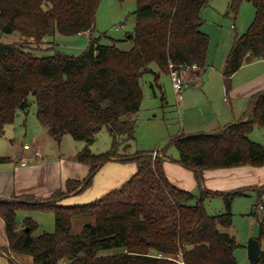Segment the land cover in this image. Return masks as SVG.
Listing matches in <instances>:
<instances>
[{"label":"trees","instance_id":"obj_1","mask_svg":"<svg viewBox=\"0 0 264 264\" xmlns=\"http://www.w3.org/2000/svg\"><path fill=\"white\" fill-rule=\"evenodd\" d=\"M209 1L136 0L130 49L92 38L82 53L72 55L56 48L55 37L91 33L101 0H0V32L19 37L11 43L0 40V135L18 110L28 111L33 96L39 122L55 139L69 133L90 144L104 128L113 138L106 152L95 154L88 147L78 152V161L90 172L77 192L109 161L131 160L137 167L122 185L86 204L58 203L81 186L76 179L67 181L66 191L37 200L38 208L53 211L54 232L33 235L38 226L33 221H27V232L16 220L22 202L0 200L9 243L0 246V253L30 256L33 264H238L234 251L239 243L227 231L232 213L209 214L204 198L221 195L230 208L231 199L246 191L214 192L202 183L206 170L264 166V146L249 137L256 126L264 129V90L255 96L246 119L213 132L178 135L156 150L169 158L168 147L176 146L177 162L194 173L202 188L195 204L192 191L168 179L164 160L153 156L154 150L119 153L134 138V115L143 100L141 78L152 73L158 82L163 71L206 66L209 36L201 26ZM248 1L255 17L233 39L223 71L228 84L244 63L264 59V0ZM9 161L0 155V164ZM77 216L92 222L73 234ZM254 264H264V251Z\"/></svg>","mask_w":264,"mask_h":264},{"label":"rangeland","instance_id":"obj_2","mask_svg":"<svg viewBox=\"0 0 264 264\" xmlns=\"http://www.w3.org/2000/svg\"><path fill=\"white\" fill-rule=\"evenodd\" d=\"M136 6V0H101L96 13L94 30L91 33L71 37L57 35L55 37L56 48L67 54L79 55L86 49L92 38H98L101 44H112L113 41H116L120 49H130L133 46V42L128 39V36L133 32L136 23L134 14ZM255 12V6L248 0L209 1L208 5L202 10L204 22L201 26V30L209 36L208 66L206 71L200 76L205 85L186 87L183 90L182 98L184 99L180 103V98L173 87L170 73L161 72L158 82L152 73L145 74L141 78L143 93L141 108L134 115L137 121L134 138L130 140L128 149L124 151L121 147L119 153L135 154L138 151L154 150L153 156L154 154L159 155V151L156 150H162L165 144L178 135L209 131L214 127H223L224 123L231 120L228 119L222 123H217V119H223L220 116L222 106L230 104V102H225L224 98H228L231 102L235 101L227 93V82H225L226 79L222 74L223 65L231 49L234 37L246 32L254 20ZM233 24H235V28H232ZM16 36V34H3L0 32V40L3 42L12 41ZM48 39L54 40L52 37ZM152 68L155 71L159 70L157 64H152ZM182 74L184 76V73ZM237 78V80H241L240 76ZM230 87L236 89L237 85H233L232 82ZM209 99L213 104L209 103ZM235 99L238 101V97H235ZM30 102L31 105L28 111L18 110L14 121L8 124L4 133L0 135V155H11L13 158H17L21 152L27 151L24 149L25 144L32 146L35 140L38 141L40 146L42 143L44 144L42 148L43 157L36 162L50 163L44 174L48 177L49 182L42 187L38 186L39 188H36V196L29 195V198L24 196L19 200H13V202H22L16 211L18 225L28 228L30 226H28L27 221H33L38 225L33 231V235H39L55 231L53 211L37 207L38 203H40L37 200L47 199L43 198L45 197L43 194L50 189H46L45 185L53 188L61 183L62 177L64 180L74 178L83 183L90 169L87 164L78 161V152L85 147H88L95 154L106 152L112 147L113 138L107 128H104L90 144L83 140L75 139L69 133L57 140L39 122L35 97L31 96ZM249 137L264 146L263 128L256 126L249 134ZM178 153L175 145L168 147L167 155L169 158L165 162L168 170L167 176L174 185L192 191L195 197L191 204H195L202 195V188L194 173L177 162ZM111 165L114 166V172L118 174L120 172L123 173L122 171L127 167H136V163L131 160H112L108 162L106 167ZM239 167L241 166L231 167L230 173L225 170L208 174L211 170H206L204 181L206 187L214 192L231 193L237 190H245V194L235 195L231 199L230 208L227 206L228 201L221 195L205 196L204 205L207 212L212 215L228 211L232 213L233 223L227 228V231L235 236L239 243L234 251L235 257L238 264H251L248 255V242L252 238L258 239L262 236L261 224H264V185L258 186L254 184H258L260 179H264V174L261 176L258 173V167L260 166L245 165L241 169L242 171H234ZM245 168L251 171L243 170ZM41 171H43L42 168ZM41 176L42 173H39L36 169L32 171V177H28L27 180L31 183L36 179V182H38ZM98 176H94L89 186L77 192V195H80V198H76L80 201L77 204L89 203L103 194L100 192L103 185H99L103 180L100 181L101 177ZM95 177L98 179L93 187ZM68 180L65 181L66 184ZM262 181L264 182V180ZM82 183L81 186L76 187L81 189L84 185ZM245 187L253 189L247 190ZM98 188L99 190L97 191ZM66 190L65 185L63 191ZM258 192L263 193L262 198H259ZM66 194L68 193L65 192L64 195ZM89 222H92L90 218L74 217L71 233H79L83 226ZM260 245L261 250L264 251L263 237L260 240ZM3 257H0V259L4 262L9 261L6 254ZM15 258L20 263H25L18 254L15 255ZM26 258L31 259L30 256ZM9 263L11 264L10 261Z\"/></svg>","mask_w":264,"mask_h":264},{"label":"crops","instance_id":"obj_3","mask_svg":"<svg viewBox=\"0 0 264 264\" xmlns=\"http://www.w3.org/2000/svg\"><path fill=\"white\" fill-rule=\"evenodd\" d=\"M232 28H235V24L232 25ZM19 37L16 36L12 41H9L8 43L18 41ZM5 42V41H4ZM233 42V41H232ZM226 65V60L223 65V70L225 69ZM208 66V58H207V64L204 68H191L187 71L184 72V81L182 84V90L178 94V97L180 98V103L183 101L184 98L183 96V90L187 87L190 88L191 86H203L205 85L204 81L200 76L206 71ZM223 74V73H222ZM224 76V75H223ZM241 77V80H237V77ZM226 82V80H225ZM236 84L237 88L235 89L234 87H230L232 85ZM239 90V91H238ZM264 90V59H259V60H254L251 62L244 63L232 76L230 84L227 83V93L231 95L232 100H235L234 102H231L228 98H224L225 102H230V104H225L222 106L221 110V115L223 119L218 120L217 123L226 121L228 119H231L230 121H227V123H224L225 125L241 120V119H246L248 116L249 111L251 110L253 106V101L255 96ZM235 97H238V101H236ZM209 103L213 104V102H210V99L208 100ZM234 104V105H233ZM225 118V119H224ZM224 125V126H225ZM223 126V127H224ZM219 128H222L221 126L219 127H214L210 129L209 131H203V132H213L218 130ZM32 147L27 150L21 152L19 157L13 158L11 155H7L11 158V161L0 164V200L3 201H13V200H19L23 198L24 196H29L33 195L36 196V188H39L38 186H43L44 184H47L49 182V179L47 176H45L46 168L48 165H50L49 162H36L40 158L43 157V147L44 144L40 146L37 140H35L32 143ZM36 144L40 146L41 149V156H35L34 151L36 150ZM158 157L163 158L164 160V171L167 176L168 170L165 165V162L168 161V158L163 156V153H160ZM177 160V159H176ZM116 161V160H114ZM40 165V167H38ZM108 162L105 163L96 173L98 177H101L100 181L103 180V182L99 185H103L100 189L101 194H105L106 192L119 187L122 185L125 181H127V177L131 176L133 172L137 169V167L132 168V167H127L125 170H123L120 174L114 172V164L111 166H108ZM106 167V168H105ZM41 168L43 171H41ZM243 166L239 167L238 169L234 171H242L241 169ZM39 173H42V176L38 182H36V179L33 180V182L30 183L29 180H27L28 177H32V171L36 170ZM235 169V168H232ZM228 170L230 173L231 168H222V169H211V171L208 172V174L218 172V171H225ZM243 170L246 171H251L248 168H245ZM258 173L261 174V176L264 174V166L258 167ZM114 173V174H111ZM207 173V172H206ZM123 174V175H122ZM206 174V175H208ZM95 175V176H96ZM205 175V172H204ZM168 177V176H167ZM68 179H74V178H68ZM68 179H62L60 180L61 183L56 185L53 188H50L49 185H45L46 189H50L47 193H44L45 197L43 198H49L53 196L55 192L58 190H63L65 188V181ZM98 179V178H97ZM96 177H95V182L93 184V187L96 183ZM169 179V177H168ZM77 180V179H76ZM170 180V179H169ZM264 180V179H262ZM261 179L258 182V184L254 185H264V182ZM171 181V180H170ZM262 181V182H261ZM120 184V185H119ZM250 185V186H254ZM203 187L205 189H208L206 187L205 181L203 182ZM80 187L77 189L73 190L72 193L69 194V197H65L62 200L58 201L59 204H64V205H71V204H77L80 202L76 198H80V195H77V191L79 190ZM99 188L97 189V191ZM187 190V189H186ZM210 190V189H208ZM105 192V193H104ZM102 194V195H103ZM101 195V196H102ZM8 238L6 234V225L3 217L0 215V246H8ZM6 254L9 258V261L11 264H22L19 261L16 260L15 255L16 253H0V257H3V255ZM21 256V260H23L25 263L24 264H33V260L27 259L26 255H19ZM5 259V257H3ZM1 260V259H0ZM8 262H4L1 260L0 264H10ZM30 261V262H29Z\"/></svg>","mask_w":264,"mask_h":264},{"label":"built area","instance_id":"obj_4","mask_svg":"<svg viewBox=\"0 0 264 264\" xmlns=\"http://www.w3.org/2000/svg\"><path fill=\"white\" fill-rule=\"evenodd\" d=\"M193 68H196V67H193ZM188 69H181V70H172L170 75H171V78H172V82H173V87L176 91L177 94H179L182 90V84H183V81H184V77H183V74L185 71H187ZM32 146L30 144H25L24 145V149L25 150H29ZM36 150L34 151V155L35 156H41L42 153H41V149H40V146L36 144ZM154 156H157L154 154ZM263 207V206H261Z\"/></svg>","mask_w":264,"mask_h":264},{"label":"water","instance_id":"obj_5","mask_svg":"<svg viewBox=\"0 0 264 264\" xmlns=\"http://www.w3.org/2000/svg\"><path fill=\"white\" fill-rule=\"evenodd\" d=\"M25 230L28 232L29 228H25ZM260 254H261L260 241L255 238L250 239L248 242V255L251 264H254L258 260Z\"/></svg>","mask_w":264,"mask_h":264}]
</instances>
